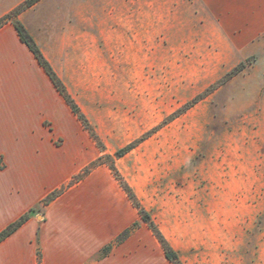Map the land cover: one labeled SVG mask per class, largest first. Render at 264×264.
Returning a JSON list of instances; mask_svg holds the SVG:
<instances>
[{"label": "rangeland", "instance_id": "obj_1", "mask_svg": "<svg viewBox=\"0 0 264 264\" xmlns=\"http://www.w3.org/2000/svg\"><path fill=\"white\" fill-rule=\"evenodd\" d=\"M25 1L0 0V20L16 15L35 35L94 126L104 149L94 142L90 172L102 167L114 179L97 161L112 156L183 264H264V149L253 90L242 74L222 81L240 62L264 68L263 56L225 66L220 18L196 12L197 0L186 1L187 13L181 0H155L154 16L147 1L137 13L132 1L123 9L108 0H41L33 8ZM120 190L139 225L110 263L171 264ZM42 200L30 216L41 223L49 204ZM36 236V264H43Z\"/></svg>", "mask_w": 264, "mask_h": 264}, {"label": "crops", "instance_id": "obj_2", "mask_svg": "<svg viewBox=\"0 0 264 264\" xmlns=\"http://www.w3.org/2000/svg\"><path fill=\"white\" fill-rule=\"evenodd\" d=\"M108 1H114L116 8L122 9L130 6L126 1H132L136 13L147 1L149 12L151 8V15L155 14V0ZM181 1L187 13L188 0ZM197 1L201 4L196 12L206 9L220 18L218 29L227 60L225 66L248 53L264 58V0ZM23 25L39 46L35 35ZM261 63L264 64V59ZM240 75L251 83V105H256L262 150L264 68L250 66L230 79L236 80ZM56 137L61 144H55ZM94 147L93 139L21 42L12 24H1L0 158L4 167L0 168V230L80 173L95 159ZM116 181L102 167L94 168L48 204L45 222L30 217L0 242V264H36L37 231L43 264H113L112 258L122 256L131 235L113 245L103 259L96 260L94 255L133 222L129 215L131 205L122 203L123 193Z\"/></svg>", "mask_w": 264, "mask_h": 264}, {"label": "trees", "instance_id": "obj_3", "mask_svg": "<svg viewBox=\"0 0 264 264\" xmlns=\"http://www.w3.org/2000/svg\"><path fill=\"white\" fill-rule=\"evenodd\" d=\"M39 0H26L25 1V7H29L33 4H35ZM3 21L10 22L12 26L14 27L17 35L19 36V39L21 42L25 44V46L29 49V51L32 53L38 64L43 68L49 79L51 80L53 86L56 88V90L59 92V94L63 97L67 105L70 107L71 111L75 114L77 119L80 121L83 128L88 132L89 136L94 140L97 147L103 151L104 145L101 141L99 135L97 134L94 126L91 124L89 119L86 117V115L81 111L76 101L73 99L71 94L68 92L65 84L61 80V78L58 76V74L53 69L50 62L47 60V58L44 56L43 52L41 51L38 44L35 42L33 37L29 34L23 23L16 18V15L7 14L3 18V20H0V26ZM245 65L243 62H240L238 65L230 69L223 77L222 81L227 80L240 71L243 70ZM139 140H135L133 142L128 143L127 145L123 146L122 148L115 151V156L117 158H120L124 156L128 151L133 149ZM97 161L106 164L109 169L112 171L113 175L119 182L120 187L127 195L128 199L131 201L132 205L136 208L140 220L146 224V226L150 229V231L153 233L155 238L159 241L161 248L164 253V257L171 263V264H183L179 253L177 250H175L170 243L165 238L164 234L161 232L153 218L151 217V214L148 210L145 209V207L139 202L133 188L128 184V182L121 176L119 171L117 170L115 166V160L110 155L102 154L98 157ZM95 165V162H92L90 165L84 167L82 171L75 176L72 177V179L67 183L63 184L60 188L55 189L48 193L42 200V204H48L52 200H54L56 197H58L60 194H62L67 187L71 186L72 184L78 182L83 175L88 174L91 170V168ZM41 209L37 206L31 207L26 213L21 215L18 219L13 221L12 223L8 224L6 227H4L2 230H0V242H2L4 239H6L8 236H10L12 233H14L22 224H24L31 216V214L36 213L37 211H40ZM262 223L259 219L258 224ZM139 221L133 222L130 226L123 229L113 240H111L108 244L103 246L95 255L94 258L96 260H100L107 256V254L110 252V249L113 245H118L121 242H123L125 239H127L138 227ZM38 240V239H37ZM39 255V253H38Z\"/></svg>", "mask_w": 264, "mask_h": 264}]
</instances>
